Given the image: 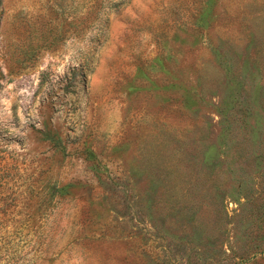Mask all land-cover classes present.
Masks as SVG:
<instances>
[{
    "label": "rangeland",
    "instance_id": "1",
    "mask_svg": "<svg viewBox=\"0 0 264 264\" xmlns=\"http://www.w3.org/2000/svg\"><path fill=\"white\" fill-rule=\"evenodd\" d=\"M0 264H264V0H0Z\"/></svg>",
    "mask_w": 264,
    "mask_h": 264
}]
</instances>
